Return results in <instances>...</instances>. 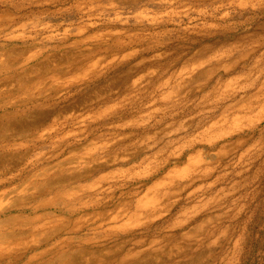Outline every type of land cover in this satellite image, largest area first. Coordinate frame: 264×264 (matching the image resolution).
Segmentation results:
<instances>
[{"label":"rangeland","instance_id":"374dc122","mask_svg":"<svg viewBox=\"0 0 264 264\" xmlns=\"http://www.w3.org/2000/svg\"><path fill=\"white\" fill-rule=\"evenodd\" d=\"M9 1L0 225L43 233L23 260L264 264V0Z\"/></svg>","mask_w":264,"mask_h":264},{"label":"bare ground","instance_id":"6f19581e","mask_svg":"<svg viewBox=\"0 0 264 264\" xmlns=\"http://www.w3.org/2000/svg\"><path fill=\"white\" fill-rule=\"evenodd\" d=\"M6 2L8 0H5ZM47 0H44V2ZM9 3L11 5H15L18 4V2L14 1V0H10ZM256 95H259L256 94ZM47 172V171H46ZM44 172V177H47V175H45ZM5 174V173H3ZM50 175V171H48V176ZM76 179H81L80 177L76 178ZM61 179L57 180V184L54 185L52 183H48L47 181L42 183V186L39 188H35L32 187L33 190H36L34 194L38 196H41L43 194H49L51 193L58 185H60L61 183L63 184L64 181H60ZM1 181H4V179H2ZM75 183V181H74ZM69 184V183H68ZM151 189V188H150ZM149 189V190H150ZM76 190H78L76 188ZM25 191L27 190H23L22 192H19L17 190L12 191V193H14L13 199H16L18 201H22L23 199L26 201L27 199H29V197H27V195L23 193H25ZM60 193V192H59ZM149 193V192H148ZM64 199H65V204L64 205H73L71 203L73 202H78L84 206L88 205L87 201H91V199L85 200L83 201V198H78L76 195V192L73 191L72 189L68 190V192L64 193ZM164 195H166L164 193ZM30 197H34L33 194L30 195ZM12 199V200H13ZM84 202V203H83ZM45 204L50 205L49 201H47ZM142 205H147V204H143L142 203V199H140L138 202L134 201L133 206L136 209V211H140V210H146V209H140L139 206ZM160 205V204H159ZM67 209H70V212L73 211L74 206H70ZM133 212V215H138L137 212ZM4 211L0 212V215L3 213ZM116 217H113L111 220H115ZM52 221H57V219H53ZM4 222L6 223V226L12 228L15 224H17V216L15 215H11L9 217H6L4 219ZM113 225V223H111L109 226ZM26 231L24 230H9L7 232L3 231V226L0 225V264H17L19 261L21 262V264H53L54 261L53 259L56 256H53L52 258H48L45 259L50 253L55 252L56 254H58V260L55 262H59V261H63L67 262V263H73V259L72 257L63 250V247L60 246L58 244V242H54V243H50L48 245H46V247L44 249H42V251L40 252H34L32 253L30 256H28L25 260H23L24 256L26 255V253L28 252V247H22L19 248V244H21V240L22 239H26V238H30L31 240H38L39 236H42L43 233L41 231H39V226L38 227H34V228H24ZM113 230L117 229V227L112 228ZM108 230V229H107ZM75 230L74 228L70 229L69 233H74ZM98 234H100V232H98ZM54 237V236H53ZM52 238V237H50ZM48 238V239H50ZM34 243H36V241H33ZM70 244V242L68 243ZM143 253V250L134 248V249H130V252L125 253L121 258H109L107 260H99L96 259L95 262H92L90 264H131L130 260L135 261L136 259H138L141 254ZM109 255V252H105L104 256ZM98 261V262H97ZM135 264V263H132Z\"/></svg>","mask_w":264,"mask_h":264}]
</instances>
